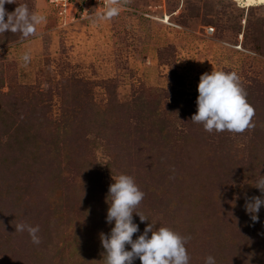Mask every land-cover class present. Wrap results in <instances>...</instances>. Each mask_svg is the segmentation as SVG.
<instances>
[{"label":"rangeland","instance_id":"rangeland-1","mask_svg":"<svg viewBox=\"0 0 264 264\" xmlns=\"http://www.w3.org/2000/svg\"><path fill=\"white\" fill-rule=\"evenodd\" d=\"M18 4L46 22L27 39L0 34V264H105L99 234L114 227L106 197L120 174L145 194L133 240L153 223L190 237L189 264H264V206L255 224L244 207L264 176V7L121 0L110 21L64 24L48 0L4 7ZM213 70L238 74L254 127L191 121ZM22 222L39 226V245L15 232Z\"/></svg>","mask_w":264,"mask_h":264},{"label":"clouds","instance_id":"clouds-1","mask_svg":"<svg viewBox=\"0 0 264 264\" xmlns=\"http://www.w3.org/2000/svg\"><path fill=\"white\" fill-rule=\"evenodd\" d=\"M16 3V0H0V34L5 32L17 33L25 39L35 36L39 25L46 22L42 14L30 11L27 4H18L14 12L8 13L5 4ZM121 11V0H107L105 11L95 17L96 22H107L118 16ZM7 17V19H5ZM24 64L31 60L30 53L22 56ZM197 112L191 117L193 123L202 124L205 131L243 133L254 127L252 123L255 109L246 99V92L241 86L240 77L236 72L213 70L204 73L198 84ZM114 183L110 184L106 202L109 204L106 222L113 224L110 234H99L101 245L105 250V264H133L139 259L141 264H189V255L185 244L190 237H182L174 230L160 226L154 230L155 224H148L143 233L133 240L139 232V225L134 222L133 213L140 221L147 217L135 209L144 199L142 192L133 177L120 174L113 176ZM255 187L261 195L245 197V210L253 224L259 222L258 213L264 206V176L256 181ZM111 201L109 203L108 201ZM15 232L27 231L31 242L41 243L38 235L39 226L27 223L14 224ZM151 233V236H149ZM130 245L131 250L126 249ZM204 264H216L213 256L205 257Z\"/></svg>","mask_w":264,"mask_h":264},{"label":"built area","instance_id":"built-area-1","mask_svg":"<svg viewBox=\"0 0 264 264\" xmlns=\"http://www.w3.org/2000/svg\"><path fill=\"white\" fill-rule=\"evenodd\" d=\"M64 24L84 20L105 11L107 0H48ZM126 10L121 6V11ZM213 29L208 33H212Z\"/></svg>","mask_w":264,"mask_h":264},{"label":"bare ground","instance_id":"bare-ground-1","mask_svg":"<svg viewBox=\"0 0 264 264\" xmlns=\"http://www.w3.org/2000/svg\"><path fill=\"white\" fill-rule=\"evenodd\" d=\"M237 3L243 4V7L251 8L254 6H263L264 7V0H236Z\"/></svg>","mask_w":264,"mask_h":264},{"label":"trees","instance_id":"trees-1","mask_svg":"<svg viewBox=\"0 0 264 264\" xmlns=\"http://www.w3.org/2000/svg\"><path fill=\"white\" fill-rule=\"evenodd\" d=\"M26 252H28V253H27L28 257H30V256H31V254H32V252H31L29 249H28V250H26ZM3 261H5V260H4V258H3Z\"/></svg>","mask_w":264,"mask_h":264}]
</instances>
